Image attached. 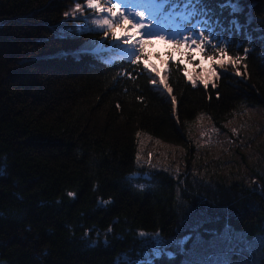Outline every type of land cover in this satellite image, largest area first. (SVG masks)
I'll return each instance as SVG.
<instances>
[{"label":"trees","instance_id":"1","mask_svg":"<svg viewBox=\"0 0 264 264\" xmlns=\"http://www.w3.org/2000/svg\"><path fill=\"white\" fill-rule=\"evenodd\" d=\"M209 1L236 25L228 54L242 57L239 73L224 57L216 87L199 79L193 87L187 64L167 59L173 106L144 58L132 70L115 51L86 50L104 37L95 21L107 17L86 0H0V264H246L183 262L181 252L148 259L140 233L179 237L226 224L264 233L263 180L179 193L167 171L142 189L126 179L150 170L136 158L139 130L192 151L186 120L264 104V0Z\"/></svg>","mask_w":264,"mask_h":264},{"label":"rangeland","instance_id":"2","mask_svg":"<svg viewBox=\"0 0 264 264\" xmlns=\"http://www.w3.org/2000/svg\"><path fill=\"white\" fill-rule=\"evenodd\" d=\"M259 33L263 40L259 51L264 58V25ZM131 48L124 51L128 57ZM150 55L155 57L153 51ZM185 126L192 140V151L184 143L165 140L146 130L138 131L141 135L136 139V158L150 170L145 167L134 172L136 184L149 186L148 181H154L152 178L159 170L175 177L179 193L184 187L216 189L220 184L235 182L255 187L259 180L264 181V104L244 100L230 115L219 119L201 111L186 120ZM140 177H146L147 181L138 180ZM140 235L145 238L140 253L148 259L164 252L168 255L181 252L183 262L253 264L264 257V233L231 224L210 233L198 228L179 237L159 232Z\"/></svg>","mask_w":264,"mask_h":264},{"label":"snow or ice","instance_id":"3","mask_svg":"<svg viewBox=\"0 0 264 264\" xmlns=\"http://www.w3.org/2000/svg\"><path fill=\"white\" fill-rule=\"evenodd\" d=\"M87 3V8L89 9H94V10H99V12L103 13V12H107L109 13L111 16L115 17L117 15V13H119L120 10V5L116 4L115 9L109 7V8H104L101 6V4L99 3V0H86ZM76 9L77 11H82V6L80 4L76 5ZM159 12L160 17L161 16H165L168 15V13H166L163 9H158L157 10ZM138 16L143 17L144 13L140 12L137 13ZM120 16L122 17L123 23L126 25H131L132 28L135 29H143L144 28V24L140 23V24H135L133 23L132 20L128 19L127 16H124L123 13H120ZM95 23L97 24V26L104 28L107 27L109 30H113L115 25L112 19L105 17L104 19H98L97 21H95ZM152 33L149 32L148 36H151ZM113 39L118 40L120 39L119 36L113 35ZM158 39L160 40H166L168 39L165 36H160L158 37ZM132 37L129 36L128 40L125 41V43H132ZM150 40H140L138 41V43L141 45V51H143V45L146 43H149ZM206 42L207 44H211L210 38L208 35H205L204 32H200L199 33V37L198 38H192V37H188V36H184L182 38H178V39H173L172 43L175 45V47L177 49L180 48H186L188 49V61L189 63L193 64V71L195 70L196 67H200L202 69V73H207L208 75L205 76L203 74H201L198 78H194V76L192 74H190V71L187 67V65H184V75L186 76L187 80L189 82H191L192 86L195 87L197 84V79L200 80V82H202V84L204 85L205 88H207L209 86V84H212L213 87H216L215 83L213 82V78L218 76L219 73H217L216 71V66L218 65L220 68H224L225 67V61H224V57H227V63H230L231 65L235 66L237 68V72L239 73V65L242 62V57L237 56L235 59L232 58V56H230L228 54V49L227 48H216V52L214 54H206ZM212 47H216L215 45H212ZM132 50H134L135 52V48H131ZM199 51L202 55H203V60H209V61H213V65L210 69L208 68H203V60H200L199 62H197V60L195 59V52ZM247 54V50H245V55ZM135 56V63H139L140 61V57L138 55H132ZM219 57V58H218ZM169 59H171V57H169ZM177 65L183 64V61H177L176 62ZM165 71H167V69H165ZM151 72L155 73L157 76H159L160 79V83L163 85V88L166 89L167 93L170 95V102L172 103L173 106L176 105V97L174 95H171L172 93V88L169 86L168 84V79L166 76L162 75L160 73V71L155 68L152 67L151 68ZM151 83L153 85H155L157 83V81L155 79H152ZM217 98H219V94H217ZM209 99H211V97H209ZM141 134L138 132L137 136L139 137ZM158 143V142H157ZM3 174V169L0 168V175ZM136 178V174H132V176L126 177V179L128 181H132L133 179ZM136 187L138 188H144L145 185L143 184H139L136 185ZM69 196H75L74 193H69ZM108 202H101L100 206H104L106 205Z\"/></svg>","mask_w":264,"mask_h":264},{"label":"bare ground","instance_id":"4","mask_svg":"<svg viewBox=\"0 0 264 264\" xmlns=\"http://www.w3.org/2000/svg\"><path fill=\"white\" fill-rule=\"evenodd\" d=\"M228 27L231 29V30H236V25L235 23L231 22Z\"/></svg>","mask_w":264,"mask_h":264}]
</instances>
